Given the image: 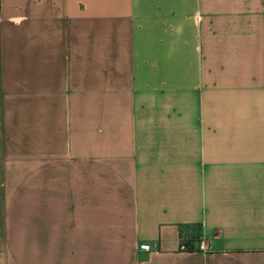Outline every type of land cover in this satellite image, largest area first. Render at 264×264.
Wrapping results in <instances>:
<instances>
[{
    "label": "crops",
    "instance_id": "1",
    "mask_svg": "<svg viewBox=\"0 0 264 264\" xmlns=\"http://www.w3.org/2000/svg\"><path fill=\"white\" fill-rule=\"evenodd\" d=\"M0 264H264V0H0Z\"/></svg>",
    "mask_w": 264,
    "mask_h": 264
},
{
    "label": "built area",
    "instance_id": "2",
    "mask_svg": "<svg viewBox=\"0 0 264 264\" xmlns=\"http://www.w3.org/2000/svg\"><path fill=\"white\" fill-rule=\"evenodd\" d=\"M200 249H202L204 246L201 245V243L198 245ZM180 248H184V246L182 244H180Z\"/></svg>",
    "mask_w": 264,
    "mask_h": 264
},
{
    "label": "trees",
    "instance_id": "3",
    "mask_svg": "<svg viewBox=\"0 0 264 264\" xmlns=\"http://www.w3.org/2000/svg\"><path fill=\"white\" fill-rule=\"evenodd\" d=\"M189 247H187V249H188ZM190 249V248H189Z\"/></svg>",
    "mask_w": 264,
    "mask_h": 264
},
{
    "label": "rangeland",
    "instance_id": "4",
    "mask_svg": "<svg viewBox=\"0 0 264 264\" xmlns=\"http://www.w3.org/2000/svg\"><path fill=\"white\" fill-rule=\"evenodd\" d=\"M204 246V245H203ZM198 248H199V246H198Z\"/></svg>",
    "mask_w": 264,
    "mask_h": 264
}]
</instances>
